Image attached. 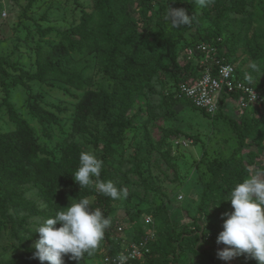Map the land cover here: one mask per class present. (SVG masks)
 I'll list each match as a JSON object with an SVG mask.
<instances>
[{
    "label": "trees",
    "instance_id": "obj_1",
    "mask_svg": "<svg viewBox=\"0 0 264 264\" xmlns=\"http://www.w3.org/2000/svg\"><path fill=\"white\" fill-rule=\"evenodd\" d=\"M67 1H72L78 8L77 21L69 28L60 29L49 23L42 26L37 20L38 15L44 13L54 15V11L39 13V6L46 0H25L20 5L16 17L24 25H30L38 37L31 49L33 63L27 64L21 59L12 62V55L3 53L0 41V113L6 114L5 123L10 126L9 130H0V240L5 238L8 247L12 248L9 259L0 260V264H33L34 260L41 264L39 259L33 258L34 244L39 239L35 229L58 211H66L72 199L78 201L84 197L93 198L92 207H99L105 217H111V226L101 241V247L109 254L120 249L115 239L116 225H122L120 220L126 217L129 227L124 229V233L128 240L136 241L149 230L154 231V238L149 242L150 253L141 264H186L188 255L197 259L191 264H222L207 251L196 250L200 231L206 243L216 240L223 230L224 218L220 203L217 204L220 194L213 191L202 195L196 209L198 216H193L190 223L193 227L188 229L184 225L181 232H176L166 220L161 204L130 206V200L136 196L135 191L129 190L133 184L144 190V198L149 195L148 190L152 195L164 196L161 188L140 170L141 162L147 160L148 155L138 158L142 150L147 151L148 144L151 147L161 139L158 137L156 141L145 134V142L135 146L132 153L137 157L134 162L125 160V148L128 147L125 144L129 134H136L146 125L140 110L133 112L132 102L136 97H147L161 98L163 107L167 109L159 108L158 104L151 107L164 113L158 112L160 116L172 115L169 107L176 104L179 108L196 110L204 118L226 117L237 130L238 148L235 153L243 148L246 134L225 111L230 105L225 108L221 105L217 114L211 116L190 100L176 96V88L182 81L199 75L202 66L187 58L186 48L201 41L213 44L216 56L222 62L233 64L239 77L248 83L236 65L238 47L241 46L253 62L264 63V47L258 42L259 37L264 38V33L256 32L247 37L254 17V4L251 0H214L195 13L196 19L191 26H181L182 32H177L176 27L167 29V19L162 16L164 6L155 8L152 0H90L87 7H83L80 0ZM257 4L264 22V0H257ZM0 5L4 6V3ZM149 11L154 15L152 23ZM236 19L243 28L235 35L230 23ZM11 20L8 18L7 22ZM204 20L211 22L212 29H206L200 35L198 30ZM6 26L2 24L1 30ZM192 29L191 38L186 40L184 33ZM224 32H228L226 37ZM17 49L14 46V53L18 52ZM89 55L94 58L98 72L110 80V89L94 86L93 79L85 74V68L77 67L76 57ZM39 85H55L76 99L71 111L70 131L52 148L39 142L31 123L39 124L40 136L50 140L52 126L59 124L56 113L63 109L46 102ZM251 85L264 94V81ZM18 88L27 91L22 99L23 111L9 99ZM3 119L0 116V120ZM74 135L89 139L85 143L92 145V151L103 160L99 179L112 180L121 190L126 188L129 193L126 199L114 200L92 186L80 188L74 173L80 166V153L89 151V146L86 148L78 142L79 138L75 140ZM228 161H233V158ZM224 162L214 159L208 165L212 180L204 186L205 190L216 183ZM133 173L138 181L132 180L130 175ZM223 173L230 182L233 181L232 175L226 171ZM212 196L214 208L210 209ZM118 208L123 209L124 216L116 219L114 213ZM145 216L152 218V224H144ZM69 255L64 257L65 264H87L94 257V254L89 256L85 253L81 261H76ZM237 257L241 264H258L245 255Z\"/></svg>",
    "mask_w": 264,
    "mask_h": 264
},
{
    "label": "rangeland",
    "instance_id": "obj_2",
    "mask_svg": "<svg viewBox=\"0 0 264 264\" xmlns=\"http://www.w3.org/2000/svg\"><path fill=\"white\" fill-rule=\"evenodd\" d=\"M155 8H159L160 5L164 6L162 16L166 17L169 10V5L174 8H184L189 15H193L201 11V8L196 5L193 0H152ZM43 2V0H42ZM83 7H87L91 4L90 0L79 1ZM254 4L253 21L247 31V37L249 38L253 33H264V22L261 20V10L258 7L257 0H251ZM4 6L6 10V17L0 19V41L2 43V51L5 54H11L13 61L21 59L25 63H33V52L31 49L33 43L37 40V34L30 25H24L23 21L18 20L16 17L19 13L20 5L25 3V0H4ZM194 6H190L191 4ZM9 6V8H8ZM154 8V7H153ZM152 8V9H153ZM11 11H10V10ZM78 8L72 1L67 0H46L39 6V13L42 14L45 11H54V15L51 16L48 13L38 15L37 20L41 22L42 26L51 24L57 28H69L77 21ZM151 9V11H152ZM151 11L148 12L151 15ZM10 14V15H9ZM12 18L8 23L7 19ZM154 21V15H151L150 22ZM167 29H172L170 21L167 19ZM7 25L6 28L1 30V25ZM230 27L234 29L235 35L239 29H242L238 19L235 22L230 23ZM177 32H182L181 27L176 28ZM206 29H212V24L209 20H204L202 26L198 30L201 35ZM194 32V29L184 33L185 39L189 40L190 34ZM228 32H224L223 36L226 37ZM258 42L264 47V38L259 37ZM37 43V41H36ZM14 46L18 49V52L14 53ZM36 46V45H35ZM35 48V47H34ZM238 62L237 67L242 71L243 76L251 74L253 81L251 84L256 85L264 81V76L260 79L257 74L250 68V64L253 62L250 55L243 52L241 46L237 50ZM262 72H264V63L262 61H255ZM76 65L78 68H85V74L90 76L95 85L107 89L111 88V82L98 72L97 65L94 58L89 55L86 57H76ZM42 88L41 94L43 98L53 104L58 105L63 109L61 112H57L59 118V124L52 126V138L50 140L44 139L40 136V125L37 123H31L34 128L38 140L48 148H52L57 142L65 139L70 131L71 111L76 102L75 98L67 95L64 91L59 90L55 85H39ZM34 91H38L34 89ZM76 93V91L71 90ZM27 91L18 88L12 92L10 101L13 102L21 111L24 110V98ZM1 96V95H0ZM263 102L258 105H250L248 108L240 109L236 105L229 106L228 110H225L231 118L238 123L242 132H245V143L243 148L235 153L238 148V134L235 130L234 124L230 122L226 117L219 118H204L201 113L190 108H179L176 104L170 105L169 110L172 115L160 116L157 115L161 111L157 109L153 110L151 107L158 104L159 108L167 109L163 107L162 100L156 98L136 97L132 102L133 112L140 110L141 118L144 119L146 125L136 134H129L126 140L125 156L126 159L134 162L137 157L132 155L135 150V146L145 142L144 135L154 138V140L160 142L153 144L149 147L147 145V151L140 152L138 158L148 155L147 160L141 162L140 170H142L145 177L150 178L156 186H159L164 193L163 195L155 194L148 190L147 197L144 198V190L137 188L134 184L129 187L130 191H135L134 196L130 200V206L137 205L138 207L157 206L162 205L164 216L168 220L170 227L174 228L176 232H181L183 226L187 225V228H192L193 216H198L197 205L202 201V195L211 193L213 191L220 194L217 204L221 206V214L224 212L234 211L231 201L228 200L231 197V192L238 183L243 182L245 178L250 175L249 169L253 172L257 170L264 171V94L261 95ZM0 97V102H1ZM23 99V100H22ZM155 101L154 104L151 102ZM141 107V108H139ZM3 120H0V130H9L10 126L5 123L6 114L0 113ZM87 137V136H86ZM73 138L78 142L85 145L88 150L92 151V145L86 144V140L82 137L74 135ZM162 140H165L161 145ZM233 158V161H228L229 158ZM224 160L223 169L216 181L212 183L210 187L204 189L206 184L212 180L211 173L207 170L208 165L214 160ZM224 171L233 176V181H229L226 178ZM223 173V174H222ZM132 180L138 181L136 174H131ZM138 195V196H137ZM94 201L93 198H89ZM149 200V202L147 201ZM212 198L210 201V209L214 208ZM166 208V209H165ZM114 216L120 218L124 216L123 209L118 208L115 210ZM126 218V217H125ZM125 218L120 220L123 224V229H127L128 222ZM226 219V217H223ZM166 228V226H165ZM132 230V229H131ZM117 236V234H116ZM11 247H8L5 238L0 240V260H7L11 254ZM104 247L101 244L94 252V257L88 260L87 264H102L101 256ZM186 264L195 263L197 259L193 255H188ZM33 264H39L36 260Z\"/></svg>",
    "mask_w": 264,
    "mask_h": 264
},
{
    "label": "clouds",
    "instance_id": "obj_3",
    "mask_svg": "<svg viewBox=\"0 0 264 264\" xmlns=\"http://www.w3.org/2000/svg\"><path fill=\"white\" fill-rule=\"evenodd\" d=\"M198 7L204 8L214 3V0H195ZM173 27L191 26L196 15H189L184 8H174L169 5L166 14ZM250 68L260 79L264 72L256 62ZM249 84L253 81L251 74H246ZM103 168V160L93 151L80 153V166L74 173L75 181L80 188L94 187L99 193L112 199H126L128 190L116 186L112 180L99 179ZM238 183L231 192L230 200L234 211L222 213L223 230L219 233L217 244H223L218 249L217 256L224 261H231L238 255L255 259L258 264H264V171L253 172ZM93 177L96 179L94 180ZM93 200L84 197L72 199L66 211H58L54 217L47 218L35 229L39 239L35 242L34 259L41 264H65L64 257L81 261L87 253L93 255L105 237V231L111 226V217H105L99 207L93 208ZM60 224V227H56ZM130 257L121 253L117 257L119 264H126Z\"/></svg>",
    "mask_w": 264,
    "mask_h": 264
},
{
    "label": "built area",
    "instance_id": "obj_4",
    "mask_svg": "<svg viewBox=\"0 0 264 264\" xmlns=\"http://www.w3.org/2000/svg\"><path fill=\"white\" fill-rule=\"evenodd\" d=\"M0 3L3 4V0H0ZM6 15V10L0 9V17L4 18ZM186 53L187 58L197 61L202 69L197 77H190L179 83L176 88V96L179 98L190 100L196 107L205 110L211 116L217 114L221 105L225 108L224 106L233 104L240 109H245L250 105L260 106L263 102L262 93L239 77L233 64L222 62L216 56L217 50L213 44L201 41L194 46L187 47ZM144 224H152V218L145 216ZM116 234L115 239L118 240L120 249L113 254L103 251L102 264H119L117 257L121 253L130 257L126 264L145 262L150 253L149 242L154 238L153 230H149L136 241L128 240L123 226L118 224ZM214 264L220 263L215 262Z\"/></svg>",
    "mask_w": 264,
    "mask_h": 264
},
{
    "label": "water",
    "instance_id": "obj_5",
    "mask_svg": "<svg viewBox=\"0 0 264 264\" xmlns=\"http://www.w3.org/2000/svg\"><path fill=\"white\" fill-rule=\"evenodd\" d=\"M199 235H200V239L197 242L196 250H198L200 252L207 251L209 254H211L214 257V259L217 262H221L223 264H241V261L238 257H235L231 261H224V260L219 259L217 256V251H218V249H223L225 247V245L217 244V239L204 243L201 231L199 232Z\"/></svg>",
    "mask_w": 264,
    "mask_h": 264
}]
</instances>
